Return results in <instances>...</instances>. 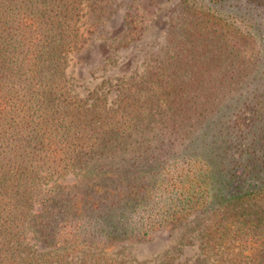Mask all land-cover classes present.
<instances>
[{"label":"trees","instance_id":"16d2710c","mask_svg":"<svg viewBox=\"0 0 264 264\" xmlns=\"http://www.w3.org/2000/svg\"><path fill=\"white\" fill-rule=\"evenodd\" d=\"M85 1L0 0V264H115L107 251L198 216L196 264H264L261 16L188 0L207 22H184L167 59L87 102L67 74Z\"/></svg>","mask_w":264,"mask_h":264},{"label":"rangeland","instance_id":"374dc122","mask_svg":"<svg viewBox=\"0 0 264 264\" xmlns=\"http://www.w3.org/2000/svg\"><path fill=\"white\" fill-rule=\"evenodd\" d=\"M187 3L188 0H139L145 29L140 40L130 41L126 14L136 2L86 0L79 22L82 45L68 57L67 74L73 92L87 102L104 93L109 102L115 95L117 77L141 73L167 59L171 45L182 37L184 22H207L196 19L199 10H189ZM221 4L235 22H242L245 15H260L259 22H264V6L248 0H221ZM208 5L206 2L204 6ZM78 171L46 177L42 185L71 183ZM208 223L205 216H198L181 229L156 235L151 242L111 249L105 259L115 264H196L202 257L197 236Z\"/></svg>","mask_w":264,"mask_h":264}]
</instances>
